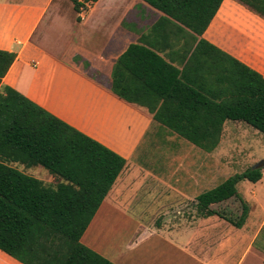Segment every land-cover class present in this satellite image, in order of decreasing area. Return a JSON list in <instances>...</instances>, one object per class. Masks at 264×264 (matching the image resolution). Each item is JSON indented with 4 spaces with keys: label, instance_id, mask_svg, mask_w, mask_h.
Segmentation results:
<instances>
[{
    "label": "crops",
    "instance_id": "obj_1",
    "mask_svg": "<svg viewBox=\"0 0 264 264\" xmlns=\"http://www.w3.org/2000/svg\"><path fill=\"white\" fill-rule=\"evenodd\" d=\"M86 7L78 13L72 0H0V50L17 56L3 85L126 160L81 243L114 264H182V258L264 264V218L254 227L249 215L241 227L234 224L243 199L237 220L226 214L235 198L212 205L216 215L199 210L198 197L230 178L223 143L228 127L242 122L226 121L220 146L208 153L154 120L149 106L160 108L162 98L127 69L122 85L142 103L113 90L119 59L131 45L153 51L182 75L186 69L196 89L219 88L212 80L205 86L209 66L198 71L197 59L189 63L201 40L264 77V18L256 14L264 0H223L203 36L167 23L143 0ZM205 50L210 61L223 60ZM12 167L46 186L67 183L50 173L30 174L36 167ZM263 179L264 172L257 183ZM0 264L23 263L0 250Z\"/></svg>",
    "mask_w": 264,
    "mask_h": 264
},
{
    "label": "trees",
    "instance_id": "obj_2",
    "mask_svg": "<svg viewBox=\"0 0 264 264\" xmlns=\"http://www.w3.org/2000/svg\"><path fill=\"white\" fill-rule=\"evenodd\" d=\"M98 1L72 0L78 13L87 10L86 4ZM143 1L165 14L167 23L180 29L178 23L198 36L204 35L223 2ZM256 14L264 18V11ZM205 46L220 53L223 60L210 61ZM16 58L15 53L0 50V250L23 264L37 260L38 264H114L83 245L81 239L126 160L4 86ZM195 59L198 71L211 68L203 77L205 86L212 80L218 90L196 89L197 83L189 79L186 69L182 75L140 45H131L119 59L113 90L128 102L142 103V96L122 85V71L127 69L162 98L160 108L149 106L154 120L208 153L220 146L226 121L245 123L264 135V77L204 40L189 63L194 64ZM16 163L41 166L67 183L46 186L14 169ZM263 169L250 168L202 194L199 210L206 216L216 215L210 210L212 205L239 198L238 184L259 182ZM247 216L244 203L235 226L241 227Z\"/></svg>",
    "mask_w": 264,
    "mask_h": 264
},
{
    "label": "rangeland",
    "instance_id": "obj_3",
    "mask_svg": "<svg viewBox=\"0 0 264 264\" xmlns=\"http://www.w3.org/2000/svg\"><path fill=\"white\" fill-rule=\"evenodd\" d=\"M223 149L225 152L222 154V158L227 163L228 175L231 177L242 174L264 160V135L244 123L230 125ZM218 157L220 156L218 155ZM38 171L42 172V176L49 174L48 171L40 167L33 169L30 174L35 175ZM237 189L239 197L246 203L248 215L252 219L251 227H254L264 218V179L257 184L243 181L238 184ZM242 208V202L235 198L226 214L237 220ZM222 211L225 210L222 209ZM182 264H189V262L186 258H182Z\"/></svg>",
    "mask_w": 264,
    "mask_h": 264
},
{
    "label": "water",
    "instance_id": "obj_4",
    "mask_svg": "<svg viewBox=\"0 0 264 264\" xmlns=\"http://www.w3.org/2000/svg\"><path fill=\"white\" fill-rule=\"evenodd\" d=\"M264 168V160L260 162L258 165H256L253 169H261Z\"/></svg>",
    "mask_w": 264,
    "mask_h": 264
}]
</instances>
